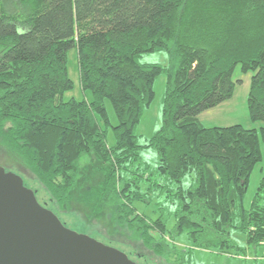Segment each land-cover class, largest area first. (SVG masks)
<instances>
[{
    "label": "trees",
    "instance_id": "1",
    "mask_svg": "<svg viewBox=\"0 0 264 264\" xmlns=\"http://www.w3.org/2000/svg\"><path fill=\"white\" fill-rule=\"evenodd\" d=\"M72 50L92 99L66 98ZM157 51L169 65L142 62ZM237 67L253 73L248 111L264 122V0H0V165L28 188L33 175L62 207L107 211L173 264H197V249L264 246V177L246 203L264 127L200 119L233 97ZM161 75L162 124L141 144L137 128ZM149 147L155 167L143 158Z\"/></svg>",
    "mask_w": 264,
    "mask_h": 264
},
{
    "label": "rangeland",
    "instance_id": "2",
    "mask_svg": "<svg viewBox=\"0 0 264 264\" xmlns=\"http://www.w3.org/2000/svg\"><path fill=\"white\" fill-rule=\"evenodd\" d=\"M11 8H13V5H11ZM142 62L169 65L171 61L167 52L157 51L145 54L142 57ZM68 68L70 78L74 83V88L66 94V98L69 99L75 97L77 99H92L91 93L84 91L81 87L77 50L70 51ZM252 75V72L242 73L239 67L236 68L234 73L236 88L233 97L222 105L207 110L201 115V119L206 127H228L238 124L247 129L256 128L260 130L264 127V122H254L248 111V95ZM165 85L166 77L165 75H161L155 82L156 98L151 107L145 110L142 121L137 128V134L140 136L141 144H147L149 139L162 124ZM106 106L112 122L116 123L117 119L111 103L107 101ZM261 150L263 159L254 169L248 185V192L246 195V203L248 205L257 191L261 178L264 177L263 141H261ZM143 158L152 167H155L158 160L156 149L154 147L145 149L143 152ZM84 163H86V160L83 164ZM29 175L27 174L28 177L26 176V180L30 186L29 188L36 192L43 204L48 205L52 211L55 210L58 213L56 214L53 211L68 228L79 233L88 234L103 243L108 242L114 244L113 247L116 246L115 248L122 251L123 249L126 250L139 262H145L147 264H173L172 262L145 250L136 233H131L125 229L115 227V224L111 221V216L107 211L98 215L94 210L90 209V207L79 204L76 200H72L69 205L62 207L52 198L51 194L37 178L31 174ZM143 208V206H139L140 211L144 210ZM154 209V204L149 206L147 208L148 214L151 215ZM172 225L173 223L170 221L169 226ZM234 236L241 244L244 243V235L235 234ZM187 242V237L182 235L177 240V245L182 248L186 246ZM193 260L194 263L197 264H264V246L262 245L257 248L251 247L246 251H239L238 253L232 251V253L228 254H218L217 250L214 248L208 250L197 249L194 251Z\"/></svg>",
    "mask_w": 264,
    "mask_h": 264
},
{
    "label": "water",
    "instance_id": "3",
    "mask_svg": "<svg viewBox=\"0 0 264 264\" xmlns=\"http://www.w3.org/2000/svg\"><path fill=\"white\" fill-rule=\"evenodd\" d=\"M0 264H139L68 228L21 175L0 165Z\"/></svg>",
    "mask_w": 264,
    "mask_h": 264
},
{
    "label": "crops",
    "instance_id": "4",
    "mask_svg": "<svg viewBox=\"0 0 264 264\" xmlns=\"http://www.w3.org/2000/svg\"><path fill=\"white\" fill-rule=\"evenodd\" d=\"M221 105H222V104H221ZM203 113H204V112H203ZM203 113H202V114H203ZM202 114H201V115H202ZM201 115H200V119H201ZM201 121H202V119H201ZM202 122H203V121H202Z\"/></svg>",
    "mask_w": 264,
    "mask_h": 264
}]
</instances>
